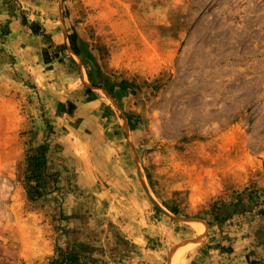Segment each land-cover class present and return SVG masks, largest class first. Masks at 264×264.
Segmentation results:
<instances>
[{
  "label": "rangeland",
  "instance_id": "obj_1",
  "mask_svg": "<svg viewBox=\"0 0 264 264\" xmlns=\"http://www.w3.org/2000/svg\"><path fill=\"white\" fill-rule=\"evenodd\" d=\"M60 250L264 264V0H0V264Z\"/></svg>",
  "mask_w": 264,
  "mask_h": 264
},
{
  "label": "trees",
  "instance_id": "obj_2",
  "mask_svg": "<svg viewBox=\"0 0 264 264\" xmlns=\"http://www.w3.org/2000/svg\"><path fill=\"white\" fill-rule=\"evenodd\" d=\"M75 35L70 36L71 44L73 45L74 49L77 51V48L75 47ZM43 156V155H42ZM42 156H29V166L30 168L34 166V164L38 161H41L40 157ZM242 199V198H241ZM249 199H253L252 194H249ZM84 256L79 253H68L63 250L59 251L58 257L53 258L52 264H79V261Z\"/></svg>",
  "mask_w": 264,
  "mask_h": 264
},
{
  "label": "bare ground",
  "instance_id": "obj_3",
  "mask_svg": "<svg viewBox=\"0 0 264 264\" xmlns=\"http://www.w3.org/2000/svg\"><path fill=\"white\" fill-rule=\"evenodd\" d=\"M194 226L198 229L200 235H204L205 234V228H204V226L199 225L198 223H196Z\"/></svg>",
  "mask_w": 264,
  "mask_h": 264
}]
</instances>
